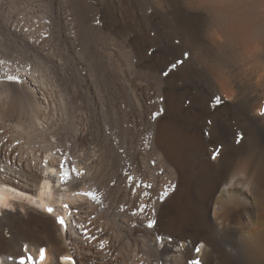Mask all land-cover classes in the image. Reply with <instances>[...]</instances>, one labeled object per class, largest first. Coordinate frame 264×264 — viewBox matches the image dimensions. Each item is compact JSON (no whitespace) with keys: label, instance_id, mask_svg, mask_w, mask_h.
I'll return each instance as SVG.
<instances>
[{"label":"bare ground","instance_id":"bare-ground-1","mask_svg":"<svg viewBox=\"0 0 264 264\" xmlns=\"http://www.w3.org/2000/svg\"><path fill=\"white\" fill-rule=\"evenodd\" d=\"M207 3L0 0V60L23 78L0 82V198L15 209L0 205V264H16L25 245L36 258L45 249L43 264L259 259L264 233L249 248L237 225H264V49L226 37L225 17ZM7 48L34 53L55 79L25 58L5 59ZM214 95L223 101L216 109ZM216 145L221 156L212 161ZM63 154L83 173L66 184ZM90 190L101 204L74 194ZM140 204L148 208L133 215Z\"/></svg>","mask_w":264,"mask_h":264},{"label":"snow or ice","instance_id":"snow-or-ice-1","mask_svg":"<svg viewBox=\"0 0 264 264\" xmlns=\"http://www.w3.org/2000/svg\"><path fill=\"white\" fill-rule=\"evenodd\" d=\"M231 3H232V0H208V3L205 5V7L210 12H218V10H220V9L228 8L231 5ZM96 23L99 24L100 21L97 20ZM25 31H27V29H25ZM177 43H179V41H177ZM154 51L155 50H149L148 54L152 55V53ZM188 56H189V53L187 51H185L183 53V58L182 59L177 58L174 60V62H170L167 65V67L162 71V75L164 77H168L169 74L178 67V65H181L185 60L188 59ZM4 65H5V62L3 60H0V82L9 83V84H20V83H22L23 78L21 76H19V74H18L20 71V68H17L15 72H12L9 70V67L4 66ZM4 92H5V95H8L7 89H5ZM222 103H223V101L221 99V96L220 95H214L213 97H211V102H210L209 106L212 109H216ZM162 111H163V109L160 110V112H162ZM158 115H160V113H153L152 119L155 120ZM259 115L261 117H264V105L260 106ZM208 124L211 125L212 121H208ZM204 135L205 136L210 135V133L207 129L204 131ZM241 139H242V137L240 136L239 133H237L235 142L237 144H239ZM17 143H19V141H17ZM221 148H222V145H216L215 147L209 148V152L211 153L210 158L212 161H216L217 158L221 156ZM33 163H35V161H33ZM44 164H45V166H47L48 161H44ZM58 167H59V177H60L61 184L68 183L70 180H72V178L74 176L76 178H79L81 175H83V173L80 170H78L75 167V165L72 163L69 154H63V158L59 161ZM238 178H240L239 175H234L233 176V182H235ZM128 179L132 180L133 178L128 177ZM226 186H227V182H226ZM144 187L150 188L151 185H144ZM74 194L75 195H83L85 197L90 198L95 203L101 204V199L96 194V192L94 190L84 191V192H76ZM143 195H148V193L145 192V193H143ZM166 195H167V192L164 193V196H166ZM160 199H163V197H161ZM0 205H2L3 208L6 210L15 211V209H10V206L3 201V198H0ZM63 207L65 209H68L69 205L64 204ZM147 208H148L147 204H140L138 212L134 211L132 214L133 215L143 214ZM121 210L123 211V206L121 207ZM46 211L49 214H51L53 212V208L49 207L46 209ZM77 211H78V209H77ZM151 213L153 216L155 215V208L154 207H152ZM69 215H71V210H69ZM56 222L58 224H60L61 226L66 227L65 220L63 219V216H57ZM156 225H157V221L155 219L149 218L146 226L151 229ZM80 227L83 228V225H81ZM84 235H85V238L87 240L95 239V237L91 236L87 230H85ZM156 239L158 241H162L163 238L160 236H157ZM241 240H242V244L249 247V248L255 249L257 247V245L255 243L256 237L250 230L241 236ZM106 244H107V241H101L100 248L103 249ZM201 248H202V246L195 247L194 248L195 253L199 254L201 252ZM260 250H261V255H260L259 259L251 261L250 264H264V245L260 246ZM45 258H46V255H45V249L44 248L39 249V256H38V258H36L32 255V253L28 250L27 246L25 245L23 252L18 255V258L16 260V264H43ZM62 259L68 260L70 258L69 257H63ZM188 264H201V262L199 259L194 258V259L189 260Z\"/></svg>","mask_w":264,"mask_h":264},{"label":"clouds","instance_id":"clouds-1","mask_svg":"<svg viewBox=\"0 0 264 264\" xmlns=\"http://www.w3.org/2000/svg\"><path fill=\"white\" fill-rule=\"evenodd\" d=\"M225 17L220 30L226 37L244 36L264 49V0H232L228 8L218 10ZM241 236L249 230L264 233V225L238 224Z\"/></svg>","mask_w":264,"mask_h":264},{"label":"rangeland","instance_id":"rangeland-1","mask_svg":"<svg viewBox=\"0 0 264 264\" xmlns=\"http://www.w3.org/2000/svg\"><path fill=\"white\" fill-rule=\"evenodd\" d=\"M35 4L37 6H40L41 5L40 2H36ZM34 29L35 28L32 27L31 30H34ZM48 33H49V40H50V42L52 44V47L53 48H57V43L55 41V38L53 37V35L50 32H48ZM0 44L2 46V41H0ZM1 46H0V48H1ZM49 52H50V49L47 48L45 54H47ZM3 53H4V58L5 59H10L12 56L13 57H16L17 56V57L25 58L28 61H30L31 63H33L35 66H37L38 67V70L41 71L44 75L55 79L54 78V70H53V68L42 64L41 61L35 56L34 53H32V54H25V53L19 54V53L15 52V49L14 48H7V49H5L3 51ZM61 55H62L63 62H66L67 61V55H66V53L65 52H62ZM17 64H19V63H17ZM21 65H23V64H21ZM29 69H31V68L29 67ZM119 134H120V131H119ZM115 136L113 138H115Z\"/></svg>","mask_w":264,"mask_h":264}]
</instances>
